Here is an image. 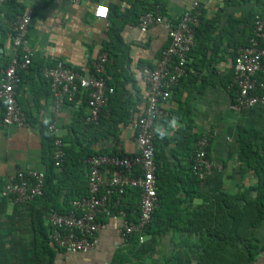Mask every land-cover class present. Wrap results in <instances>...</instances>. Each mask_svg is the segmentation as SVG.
I'll return each instance as SVG.
<instances>
[{
	"label": "crops",
	"instance_id": "1",
	"mask_svg": "<svg viewBox=\"0 0 264 264\" xmlns=\"http://www.w3.org/2000/svg\"><path fill=\"white\" fill-rule=\"evenodd\" d=\"M2 1L0 0V77L12 55L11 34L14 23L19 15L29 9L32 10V20L27 28L26 39L34 63L39 62L45 67L61 60L73 69L81 71L90 64L88 57L92 58L99 54L105 46L113 49L111 40L114 32L111 29L110 19L99 20L93 17L96 1L76 4L66 0H13L12 5L17 6L22 14H14L10 19L6 16V12L11 10L9 8L12 5L4 6ZM132 1L99 0L98 2L110 8L125 10ZM157 1L162 3L165 17L172 22H176L192 2V0ZM199 1L204 18L209 23L213 22L214 26H218V30L223 29V32L220 37L215 32L210 39L206 38L205 44L209 48L197 46L200 49L195 50L187 62L189 74L182 82L176 84V89L163 104L165 115L156 121L155 127L160 125L162 130L168 133L164 137L167 144L165 163L170 169L189 160L187 155L194 144L186 146V140H190L195 134L203 135L208 131L214 133L209 145V157L219 168L208 172L206 179L201 183L202 192L212 194L225 190L229 193H239L254 183L256 177L254 172L237 158L236 134L239 127L252 129L259 135L258 142L259 139L262 140L264 107L254 106L239 111L231 109L233 92L229 90L228 85L233 74L235 48L227 46V37L231 32L234 34L231 43L239 42L242 36L247 37L249 32H244L242 22L250 13L257 11V5L261 6V0ZM120 25L122 28L119 35L124 45L121 49L128 48L129 60L124 68H121L126 67L121 75H118L119 62L109 61L110 73L106 76L108 80L123 85L118 87L121 97L115 105L120 102L121 106L130 109L132 112L130 117L135 119L141 114L147 96L140 69L143 66L155 65L159 53L168 46L169 39L167 32L159 26L153 25L147 32L142 33L137 24H123L120 20ZM239 31H243L244 35L241 33L239 35ZM193 64L197 68H194ZM35 68L33 66L29 69V73H25L16 92L17 104L19 103L20 106L21 103L22 109L28 112L32 121L22 128L0 123V189L3 181L17 170L43 171L45 163L42 160L39 122H54L60 129L61 136L64 137L68 133L67 126L83 101L84 94H81L74 103H67L56 111L51 97L43 96V91L37 83ZM112 75H115L117 80L112 79ZM84 109L86 110V107ZM107 117L108 111L103 115V119ZM173 117L181 125L175 131L167 126V122ZM131 122L130 120L126 124L120 123L116 135L106 133L105 127L91 130V134L87 132L83 136L81 143L84 146L92 142V149L103 153L133 154L137 151V145ZM93 133L97 135L95 141L92 138ZM113 173V170L106 171L105 178ZM179 195L181 199L187 197L183 192ZM192 197L194 199L191 205L181 204V219H185L186 215L189 216L193 207L202 203L196 195ZM27 205L8 202L6 212L0 219L11 264H31L34 261L32 252L35 251L34 247L36 244L38 246V243L34 241L36 237L28 214L33 206H37ZM119 229V218L108 219L104 227L97 232L95 246L91 251L74 255L58 254L55 258L56 264H109L113 254L125 245V237L121 235ZM254 236L257 250L250 264H264V221L256 228ZM184 237L180 232H172V228H168V231L155 241H151L147 235L144 239L145 244L150 245L147 254L142 260H131L130 264H175L172 257L179 250L175 247L183 243ZM123 250L128 254L127 248Z\"/></svg>",
	"mask_w": 264,
	"mask_h": 264
},
{
	"label": "trees",
	"instance_id": "2",
	"mask_svg": "<svg viewBox=\"0 0 264 264\" xmlns=\"http://www.w3.org/2000/svg\"><path fill=\"white\" fill-rule=\"evenodd\" d=\"M2 2L4 6L9 7V5H12L13 0H3ZM9 9L11 10L6 12V16L9 19L14 14H22L14 4ZM199 9L201 12L200 21L195 29L194 46L187 56L188 59L191 58L195 50L201 47L209 48L205 44L206 38L210 39L215 32L220 37L223 32V29L218 30V26H214L213 22L209 23L204 18L201 5ZM148 11L166 16L162 3L157 0H133L125 10L117 7H108L106 19H110L112 23L111 29H113L114 33L111 41L114 46L113 49L105 46L101 50L108 57L106 65L107 75L110 73L109 61H112V63L119 62L118 75H121L126 67L125 69L121 68H124L125 63L129 60L128 48L121 49L124 45L119 35L122 28L120 20L123 24L136 25L140 15ZM256 15L264 17V0H261V6L257 5V11L250 13L249 17L242 22L245 28L244 32H249L247 37L242 36L244 38L241 41L242 37L239 38V42L231 43L234 35L231 32L230 36L227 37V46H233L236 50L238 46L248 45L253 33ZM244 32L239 31V35L240 33L244 35ZM199 45L200 48L197 47ZM33 66L36 67L34 72L37 74V83L41 91H43V96L49 97V83L41 75L43 66L39 62L34 63L32 60L28 70L20 73L21 80L25 73L30 72L29 69H32ZM187 66L189 67V65ZM193 67L197 68L195 64H193ZM112 76V79L115 80L116 76ZM255 77L257 81H264V74L262 73L257 74ZM184 78H181L179 82H182ZM107 82L114 88V92L110 95L109 101L101 111L96 124L85 125L83 123L86 116L84 108L87 106V96L85 93L77 95L79 97L84 94V97L80 108L74 113L70 124L67 126L68 133L66 136L61 137L64 155L59 168L55 165V136L48 129L49 121L39 122V133L42 140V160L45 163V168L43 169L44 186L42 195L29 203H25L30 207L33 204L37 206H33L35 208L32 207L28 214L34 237H36L34 241L38 243V246L36 244L34 247L35 251L32 252L34 261L31 264H56L55 258L58 254H64V251L55 245L50 238L52 231L50 216L52 213L68 214L76 211L71 202L88 196V165L86 160L91 156L102 154L123 155L117 152L103 153L94 150L91 147L92 142H88L84 146L81 143L83 136L87 132L91 134V130L105 127L106 133L116 135L120 123L126 124L130 120H134L133 117V119L130 117L132 116L130 109H126L124 105L121 106L120 102L115 105L121 97L118 87L123 85H119V83L112 80H107ZM231 82L232 76L228 86H230ZM175 86L170 89V93H173L176 89ZM231 91L233 92V102L235 88ZM0 106V123L3 124L4 107L1 103ZM20 108H23L21 103ZM22 111L25 113L27 122H31L32 118L28 112L25 109H22ZM107 111L108 117L103 119V115L107 114ZM96 136L93 133L92 138L94 141ZM200 136L201 134H195L190 140H186V146L194 144V147L192 146L189 149L187 155L189 160L170 169V166L165 163L167 161V157H165L166 141L164 138H159L155 133L154 163L156 165L158 206L152 214L144 234L145 236L148 235L151 241L158 239L161 234L168 231V228H172L174 233L180 232L183 234L185 236L183 243L175 247L176 249L179 248V250L172 257V261L175 264H250L255 258V251L257 250L254 232L264 221V138L262 140L259 139L260 141L258 142L259 135L256 131L241 127L238 128L236 134L237 158L254 172L256 177L254 183L248 185L239 193L219 190L212 194H204L200 180L192 170L195 142ZM122 174L127 176L139 175L134 169L130 171L122 170ZM6 180L3 181L1 186L4 185ZM182 192L187 196L184 199H181L179 195ZM140 195L141 191L139 188H127L121 199L118 198L116 193L112 194L108 200L112 217H116L119 211L122 210L126 213L129 221H135L139 213ZM193 195L202 200V203L193 207L194 209L190 211L189 216L186 215L185 219H181L182 209L180 206L183 203L191 205L194 199ZM117 199H119V202L115 204L114 202ZM7 203V199L0 197V219L6 212ZM108 219L110 218L104 215L98 217V221L104 225ZM96 234L94 235V240ZM124 239L125 245L123 248L128 249V254L124 252L123 248L118 249L113 254L109 264H130L133 259L142 260V257L147 254L148 248H150L149 244H145L146 240L143 243H139L136 235H127ZM4 240L0 222V264H11Z\"/></svg>",
	"mask_w": 264,
	"mask_h": 264
},
{
	"label": "built area",
	"instance_id": "3",
	"mask_svg": "<svg viewBox=\"0 0 264 264\" xmlns=\"http://www.w3.org/2000/svg\"><path fill=\"white\" fill-rule=\"evenodd\" d=\"M70 3L96 1L93 17L105 20L108 7L97 0H66ZM200 1L192 0L176 22L157 12H145L138 18V29L145 33L151 26L162 27L167 32L169 44L158 55L153 67L143 66L140 75L146 85V102L141 114L131 122L137 151L130 155H96L86 160L88 165V196L71 202L76 211L68 214L52 213L50 238L68 255L86 253L95 246L94 235L104 227L98 221L100 215L112 217L109 197L116 193L118 198L127 188L141 191L139 213L135 221H129L122 210L116 216L120 219V233L123 237L136 235L139 243L145 239V230L158 206V195L154 163L153 131L156 121L165 115L163 104L170 98V89L187 75L188 54L194 46L195 29L200 21ZM103 10V15H101ZM32 20V10L19 15L11 34L12 55L0 77V103L4 107L3 124L22 128L28 125L25 113L16 101V91L21 84V72L27 71L32 62V52L27 45V28ZM233 75L229 90L235 88L231 109L239 111L254 106L264 107V81H257L256 75L264 74V17L255 16L253 33L247 46L233 50ZM89 59V65L76 71L64 61L43 67L41 75L49 83L50 97L57 111L67 103H74L77 95L87 96L86 116L83 123L98 122L101 111L107 105L114 88L107 82L106 65L108 57L100 52ZM48 129L55 136V165L59 168L64 155L60 129L49 122ZM214 133L206 132L195 142L192 170L204 182L208 172L218 169L209 158V145ZM135 170L139 175H124L122 170ZM114 173L105 178L106 171ZM131 173V172H130ZM44 171L17 170L7 177L0 191V197L10 203L25 204L42 195ZM117 199L114 203L117 204Z\"/></svg>",
	"mask_w": 264,
	"mask_h": 264
},
{
	"label": "clouds",
	"instance_id": "4",
	"mask_svg": "<svg viewBox=\"0 0 264 264\" xmlns=\"http://www.w3.org/2000/svg\"><path fill=\"white\" fill-rule=\"evenodd\" d=\"M167 126H168L169 129H171L173 131H175V130H177L178 128L181 127V125L178 124V121H177V119L175 117H173L171 120H169L167 122ZM153 131H154V133H156L161 138H164L165 136L168 135L167 132L162 130L160 125H157L156 127H154Z\"/></svg>",
	"mask_w": 264,
	"mask_h": 264
},
{
	"label": "snow or ice",
	"instance_id": "5",
	"mask_svg": "<svg viewBox=\"0 0 264 264\" xmlns=\"http://www.w3.org/2000/svg\"><path fill=\"white\" fill-rule=\"evenodd\" d=\"M100 14L103 15V10H101V13Z\"/></svg>",
	"mask_w": 264,
	"mask_h": 264
}]
</instances>
